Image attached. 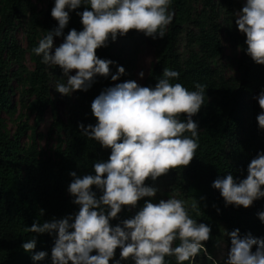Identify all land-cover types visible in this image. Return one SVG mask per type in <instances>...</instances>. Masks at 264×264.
<instances>
[{
  "label": "trees",
  "instance_id": "16d2710c",
  "mask_svg": "<svg viewBox=\"0 0 264 264\" xmlns=\"http://www.w3.org/2000/svg\"><path fill=\"white\" fill-rule=\"evenodd\" d=\"M53 6L54 0H48L42 10L32 0H0V264H34L32 259L26 262L19 259L21 255H31L21 244L32 238L37 240L33 251L48 253L43 261L35 264H51L55 235L30 232L29 226L34 221L42 223L54 217L74 215L79 206L72 202L73 197L67 191L72 180L69 173L75 171L80 176L92 173L93 163L106 160L111 151L84 136L78 125L83 123L86 127L96 123L91 102L102 90L114 86V81L110 76H98L88 91L77 90L72 98H65L67 119H64L56 108L55 96L59 92L54 88L63 73L59 66L41 63V57L32 52L39 39L57 27V21L51 16ZM85 7L89 6L81 5L70 12L65 35L72 28L82 30L76 13ZM241 8L239 0H173L174 18L167 26L165 37L151 41L155 64L142 86L154 87L164 68L177 71L179 79L172 82L182 83L189 90H194L196 83L206 85L204 105L193 117L199 125L195 157L188 166L161 175L168 190L185 202L189 215L211 227L205 248L183 264H222L213 258V250L225 243L228 251L227 233L237 228L242 236L251 233L253 237L264 238V223L257 216L264 211V198L248 208L225 206L219 190L212 187L215 179L228 172L238 179L245 178L248 163L264 150V130L258 128L256 120L262 110L254 99L264 88V65L255 63L246 54V36L236 27L234 17ZM20 24L24 26L27 49L34 63L33 71L24 81L20 104L39 116L47 108L51 109L52 129L62 134L53 157L39 148L35 138L28 149L23 148L25 125L20 126L15 137H9L1 123L3 112L13 104L14 75L10 74L9 67L21 61L22 47L15 36ZM139 33L133 29L118 38L133 41ZM54 37L62 43L63 37ZM224 38L240 54L231 62L239 73L237 77L226 76L222 61ZM96 53L123 66L125 72L129 68L126 48L119 47L116 41L110 40L107 47L98 48ZM111 67L113 72L117 70L116 65ZM124 79L123 74L118 83ZM160 178L155 181L149 178L145 183L156 187ZM97 194H100L98 190ZM147 199L151 198L138 201V207ZM136 211V208H125L119 219L110 223L115 225ZM119 253L117 248L114 259H119ZM121 264H133V261L129 258ZM165 264H177V261L175 257H165Z\"/></svg>",
  "mask_w": 264,
  "mask_h": 264
},
{
  "label": "clouds",
  "instance_id": "9594fccd",
  "mask_svg": "<svg viewBox=\"0 0 264 264\" xmlns=\"http://www.w3.org/2000/svg\"><path fill=\"white\" fill-rule=\"evenodd\" d=\"M172 2L54 0L51 16L57 27L40 38L32 52L41 57V63L59 66L63 78L54 88L62 95L88 91L98 76L117 81L125 68L100 58L96 50L133 29L152 39L165 37L174 18ZM81 5L89 6L76 13L82 30L72 28L65 35L70 12ZM234 17L236 27L246 36V54L264 65V0H245ZM54 35L63 37L59 46L54 44ZM112 65H116L115 72ZM138 75L143 78L144 72ZM178 79L177 71L164 68L154 87L128 80L105 88L92 100L96 123L78 127L84 136L110 149V155L93 163L92 173H69L72 180L67 191L79 206L74 215L34 221L28 228L36 234L55 235L51 264H121L129 258L133 264H165V257H175L177 264H183L205 248L211 227L193 219L183 200L147 199L138 207V201L154 198L158 191L145 183L147 179L155 181L171 169L188 166L199 147V125L193 117L204 105L206 85L196 83L189 90L172 82ZM254 99L262 110L256 116L258 128L264 130V88ZM212 187L219 190L225 206L248 208L264 198V150L248 163L245 178L228 172L215 179ZM125 208L137 211L112 225L110 221L119 219ZM257 216L264 223V211ZM227 235L230 247L224 264H264V238L251 233L242 236L238 228ZM175 241L179 242L173 246ZM36 244V238L21 244L34 264L48 256L46 251H33ZM117 248L119 259H114Z\"/></svg>",
  "mask_w": 264,
  "mask_h": 264
},
{
  "label": "rangeland",
  "instance_id": "374dc122",
  "mask_svg": "<svg viewBox=\"0 0 264 264\" xmlns=\"http://www.w3.org/2000/svg\"><path fill=\"white\" fill-rule=\"evenodd\" d=\"M38 10H42L47 6L48 0H32ZM243 6L245 0H239ZM28 16V15H27ZM27 18V17H26ZM21 47L22 55L21 61L18 65H12L9 67V71L13 77V104L11 108L4 111L1 118V123L4 132L9 137H15L20 126L25 125L27 127L26 133L22 137V146L28 149L34 138L36 139L39 148L46 152L49 156L55 155V150L58 146V141L62 138V134L55 129H52L53 113L50 108H47L42 115L32 114L26 108H23L20 104L21 93L25 88V79L27 75L33 71L34 63L31 59V54L27 49L26 38L24 34V26L20 24L15 32ZM54 44L59 45V41L56 37H53ZM152 38L145 36L142 32L139 33L136 40L126 41L123 38H117L116 43L119 47L124 46L126 48V57L129 59V68L124 73V81L134 80L139 85H143L149 72L154 67L155 57L154 48L151 44ZM225 51L222 57L223 64L225 65V73L227 77H237L239 73L236 68L231 66L233 58L239 57V52L234 50L227 38H224ZM143 71L144 76L141 78L138 73ZM74 74V71H73ZM118 83L114 81V85ZM72 98L71 96L62 95L57 93L56 108L60 116L67 119V109L64 102L65 98ZM160 181L156 185L158 189L156 197L151 198L153 202H158L160 199H168L169 197H175L179 199L175 194L171 193L167 186L163 176H160ZM123 213V210L120 214ZM227 246L225 243H221L213 250V258L216 262L224 264V260L227 257ZM206 254V253H205ZM19 259L23 262L31 259V255H21Z\"/></svg>",
  "mask_w": 264,
  "mask_h": 264
}]
</instances>
